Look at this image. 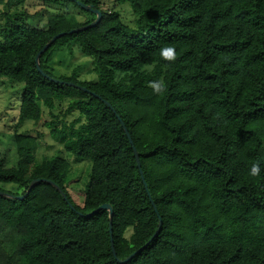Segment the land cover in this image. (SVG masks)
<instances>
[{"label": "trees", "instance_id": "1", "mask_svg": "<svg viewBox=\"0 0 264 264\" xmlns=\"http://www.w3.org/2000/svg\"><path fill=\"white\" fill-rule=\"evenodd\" d=\"M42 1L89 19L13 12L22 1L0 0V79L23 86L20 124L38 123L44 109L55 119L65 101L66 115L79 111L69 126H47L66 152L92 163L91 176L76 205L70 163H36L35 138L17 134L16 166L0 159V193L13 196L0 195V264H264V0H112L130 5L133 28L104 0H77L101 11V22L58 40L40 65L90 93L46 79L36 58L97 16L69 0ZM40 16L44 25L28 23ZM77 47L93 59L97 82L50 73L55 51ZM165 47L175 61L161 56ZM157 80L160 94L149 87ZM103 205L114 211L115 254L110 212L88 217Z\"/></svg>", "mask_w": 264, "mask_h": 264}, {"label": "rangeland", "instance_id": "2", "mask_svg": "<svg viewBox=\"0 0 264 264\" xmlns=\"http://www.w3.org/2000/svg\"><path fill=\"white\" fill-rule=\"evenodd\" d=\"M22 1L16 7L13 6L11 11H21L26 9L31 15L40 13L43 9L48 10L57 18H65L72 24L82 23L89 18L80 14L79 9L74 5L54 6L42 0H15ZM106 12H118L125 25L133 28L136 27V16L133 14L130 5H118L112 0H104ZM4 7L0 6V13H3ZM28 23L34 25L45 24L40 16L37 20H28ZM94 61L82 53L80 48H75L73 54H69L66 48L58 49L53 54V61L50 64L49 71L53 77L72 78L76 76V80L80 83L97 82L98 74L94 71ZM23 86L20 84H12L6 79H0V159H4L9 167L16 166V148L15 136L24 134L31 136L36 140L35 146V162L41 163L54 157H60L67 160L71 165V171L68 176V192L73 198L76 205H82L84 201V193L90 182L92 163L89 160L77 159L72 154L66 152L59 143L51 136V130L47 126L51 121L57 122L59 127L62 125H70L80 117L79 111L66 115L69 107V101L57 103L53 114L55 119L50 117V111L44 109L42 119L38 123L26 121L20 124V105L23 95ZM3 184H0V187ZM4 186V185H3ZM5 187L15 193L22 194L23 189L14 184L5 185ZM131 232V229L128 233ZM130 235V234H128ZM2 248H5L1 244Z\"/></svg>", "mask_w": 264, "mask_h": 264}, {"label": "water", "instance_id": "3", "mask_svg": "<svg viewBox=\"0 0 264 264\" xmlns=\"http://www.w3.org/2000/svg\"><path fill=\"white\" fill-rule=\"evenodd\" d=\"M69 1H72V2H76L82 9H84L85 11H87V12H89V13H93V14H95L96 16H97V19L95 20V22L94 23H92V24H90V25H88V26H86V27H82V28H78V29H74V30H72V31H70L69 33H61V34H59V35H57V36H55L51 41H50V43H48L41 51H40V53L38 54V56H37V58H36V66H37V69H38V71H39V73L43 76V77H45L46 79H49L51 82H54V83H57V84H66V85H68V86H70V87H74V88H77V89H79V90H81V91H83V92H85V93H90L87 89H85V88H81V87H79V86H77V85H75V84H71V83H64V82H61V81H59V80H55V79H52V78H50L46 73H44L43 71H42V69H41V65H40V58L42 57V55L44 54V53H46L58 40H60L61 38H63L64 36H66V35H70V34H77V33H80V32H83V31H86V30H88V29H91V28H94V27H96L100 22H101V20H102V17H103V14H102V12L101 11H99V10H95L92 6H86V5H84L83 3H81V2H78L77 0H69ZM125 132H126V134H127V137H128V139H129V141H130V143H131V145L134 147V144H133V141H132V138H131V136H130V134L128 133V130L125 128ZM134 152H135V155H136V159H137V163H138V167H139V169H140V171H141V162H140V159H139V156H138V153H137V151H136V149L134 148ZM141 175H142V179L144 180V175H143V173H142V171H141ZM145 181V180H144ZM39 182H41V181H34L32 184H31V186H30V188H29V190H28V192H27V194H30V192L32 191V189L34 188V186L36 185V184H38ZM44 182H47V181H44ZM49 184H51L52 186H54V187H56L59 191H60V188H58L54 183H52V182H48ZM145 186L147 187V185H146V183H145ZM0 195L1 196H6V197H11V198H13V196H10V195H8V194H4V193H0ZM63 197L65 198V199H67V197H66V195L65 194H63ZM25 197H19L18 199L19 200H23ZM101 210H106V211H109L110 212V219H111V221H110V236H111V244H112V249H113V253L115 254V248H114V239H113V216H114V211H113V208L110 206V205H103V206H101L97 211H95L94 213H92L91 215H89L88 217H91V216H93L94 214H96V213H98L99 211H101ZM157 211V210H156ZM162 225H163V223H162V221H160V224H159V229H158V231H157V233L155 234V236L153 237V239L160 233V231H161V228H162ZM152 239V240H153ZM151 240V241H152ZM150 241V242H151ZM150 242L148 243V244H146L142 249H140L139 251H137L136 253H134L130 258H128L125 262H128L131 258H133L135 255H137V254H139L144 248H146L149 244H150Z\"/></svg>", "mask_w": 264, "mask_h": 264}, {"label": "clouds", "instance_id": "4", "mask_svg": "<svg viewBox=\"0 0 264 264\" xmlns=\"http://www.w3.org/2000/svg\"><path fill=\"white\" fill-rule=\"evenodd\" d=\"M161 56L168 61H175L176 59V51L173 47H165L161 49ZM149 87L153 89L154 93L160 94L164 91L165 85L163 81H152L149 83ZM260 172V165L259 164H253L251 167V175L256 176Z\"/></svg>", "mask_w": 264, "mask_h": 264}]
</instances>
